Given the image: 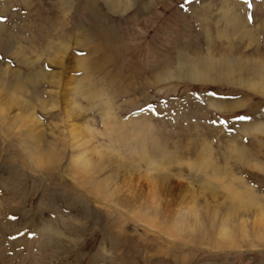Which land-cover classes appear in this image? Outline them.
<instances>
[{"label": "rangeland", "instance_id": "rangeland-1", "mask_svg": "<svg viewBox=\"0 0 264 264\" xmlns=\"http://www.w3.org/2000/svg\"><path fill=\"white\" fill-rule=\"evenodd\" d=\"M250 4L0 0V264H264Z\"/></svg>", "mask_w": 264, "mask_h": 264}, {"label": "bare ground", "instance_id": "bare-ground-1", "mask_svg": "<svg viewBox=\"0 0 264 264\" xmlns=\"http://www.w3.org/2000/svg\"><path fill=\"white\" fill-rule=\"evenodd\" d=\"M111 4V6H113V7H115L114 5V3H110ZM128 5V2L127 1H125L124 2V6H127ZM52 25V24H51ZM197 75V74H196ZM23 80V79H22ZM79 80V79H78ZM19 81V80H18ZM82 82V81H81ZM251 83H252V86L254 87V86H256L257 88H260L262 91H264V83L263 82H261V80L259 81V82H252V81H250ZM249 82V83H250ZM77 84H79V83H77ZM76 85V84H75ZM18 86V85H17ZM251 86V85H250ZM78 87H79V85H78ZM255 88V87H254ZM11 101H13V104L14 103H19L20 102V100H19V98H17V96H15V97H12L11 98ZM70 102H71V100H67L66 101V104H67V106L65 107L66 108V110L68 111V114H69V116H71V113H70ZM21 103V102H20ZM74 105V104H73ZM72 105V106H73ZM75 106V105H74ZM223 106V105H222ZM79 107V106H78ZM72 109V108H71ZM80 111V110H79ZM30 112V111H29ZM28 112V113H29ZM106 112V114H107V116H108V118H109V116H110V112H109V110H107V111H105ZM107 116H105V117H107ZM22 118L26 121V123H29L30 125H33L32 127H34V129H32V130H35V129H37L38 127H39V125H41L40 124V121H39V119L37 118V116L35 115V113L34 112H30L29 114H22ZM84 126V125H83ZM119 126H121V125H119ZM121 127H124V126H121ZM88 128V127H87ZM77 129L79 130L80 129V125H77ZM83 129H84V127H83ZM82 128H81V130L80 131H82L83 130ZM261 129V128H260ZM38 130V129H37ZM264 130V129H263ZM40 131V130H39ZM108 131H110V130H108ZM31 132V131H30ZM121 132V131H120ZM36 134H37V132H36ZM139 156H140V154H139ZM144 159V158H143ZM236 192H230L229 194H230V196L232 197V201L233 202H235V203H239V205H241V206H245V205H256V207H257V215H256V217H255V221L256 222H258V224H259V228H260V231L261 232H263L264 233V212L262 211V210H264V209H261L259 206H258V201L254 198V197H252L251 195H250V191L249 190H246V191H244L245 193H247V194H249L250 195V197H246L245 198V196L244 197H242V193L240 192V191H237V190H235ZM241 194V195H240Z\"/></svg>", "mask_w": 264, "mask_h": 264}, {"label": "snow or ice", "instance_id": "snow-or-ice-1", "mask_svg": "<svg viewBox=\"0 0 264 264\" xmlns=\"http://www.w3.org/2000/svg\"><path fill=\"white\" fill-rule=\"evenodd\" d=\"M249 7H251V4H250V0H249ZM3 17H0V19H2ZM249 19H251V17L249 16ZM248 117H238V119H247Z\"/></svg>", "mask_w": 264, "mask_h": 264}]
</instances>
